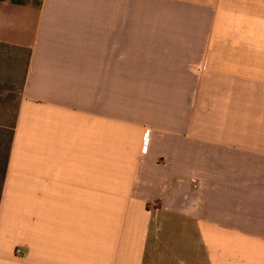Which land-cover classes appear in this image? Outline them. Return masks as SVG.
<instances>
[{
  "label": "crops",
  "instance_id": "obj_1",
  "mask_svg": "<svg viewBox=\"0 0 264 264\" xmlns=\"http://www.w3.org/2000/svg\"><path fill=\"white\" fill-rule=\"evenodd\" d=\"M0 264H264V0H0Z\"/></svg>",
  "mask_w": 264,
  "mask_h": 264
},
{
  "label": "rangeland",
  "instance_id": "obj_2",
  "mask_svg": "<svg viewBox=\"0 0 264 264\" xmlns=\"http://www.w3.org/2000/svg\"><path fill=\"white\" fill-rule=\"evenodd\" d=\"M127 90H128V101H127L128 103H125L124 106L127 105L129 110H134L136 107V103L134 101H132V99H133L132 94L135 93V87H127ZM116 92H119V86H114V93H116ZM115 106L119 109V107H120L119 98H114V109H116ZM161 220H163V219H161ZM185 233H186V230L183 226L181 228L180 233L176 234V236L184 237V236H186ZM164 236L168 237V234L162 235V237H164Z\"/></svg>",
  "mask_w": 264,
  "mask_h": 264
},
{
  "label": "built area",
  "instance_id": "obj_3",
  "mask_svg": "<svg viewBox=\"0 0 264 264\" xmlns=\"http://www.w3.org/2000/svg\"><path fill=\"white\" fill-rule=\"evenodd\" d=\"M18 252V251H17Z\"/></svg>",
  "mask_w": 264,
  "mask_h": 264
}]
</instances>
